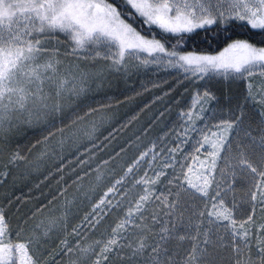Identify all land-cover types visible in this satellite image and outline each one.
I'll return each mask as SVG.
<instances>
[{"label": "snow or ice", "instance_id": "6c2138e0", "mask_svg": "<svg viewBox=\"0 0 264 264\" xmlns=\"http://www.w3.org/2000/svg\"><path fill=\"white\" fill-rule=\"evenodd\" d=\"M126 17L158 28L160 35L142 34ZM237 21L264 33V0H0V152L10 147L14 130L33 123V116L37 123L41 116L50 117L42 129L47 135L38 159L57 152L53 129L60 132V151L77 136L66 118L57 127L56 114L85 93L90 74L75 63L82 57L103 54L119 64L127 55L145 64L167 62L197 79L218 76L246 82L244 95L235 101L230 95L221 100L208 90L203 96L197 93L202 103L195 111L181 112L182 132L175 133L177 145L167 149L162 165L153 168V153L147 161L152 175H141L140 162L152 149L141 153L108 189L115 195L106 193L93 213L72 229L73 241L46 247L55 228L66 231L67 182L59 193L64 202L49 208L47 223L36 219L47 205L21 218L15 230L0 208V264H48V257L52 264H264V46L236 40L219 55L181 47L185 34L221 25L227 31ZM62 38L69 41L63 52ZM114 51L117 55L111 56ZM62 56L73 58L66 70L61 69ZM211 101L215 106L207 109ZM79 110L83 112V102ZM206 111L212 123L198 127L195 120H205ZM93 112L97 108L89 106L84 116ZM25 114L28 119H21ZM95 130L93 126L86 133L93 146ZM193 131L199 137L193 152L203 150L207 159L196 155L181 161L173 154L185 142L180 137L191 139ZM188 158L202 170L196 172L199 182L189 175L194 169ZM21 159L25 157L18 150L11 151L10 164ZM168 168L173 171L168 173ZM6 176L0 172V184ZM162 176H169L166 186H173L167 192L154 187ZM238 188L244 191L240 201ZM109 215L116 218L114 226L100 238H90ZM21 233L27 237L22 242Z\"/></svg>", "mask_w": 264, "mask_h": 264}, {"label": "trees", "instance_id": "16d2710c", "mask_svg": "<svg viewBox=\"0 0 264 264\" xmlns=\"http://www.w3.org/2000/svg\"><path fill=\"white\" fill-rule=\"evenodd\" d=\"M126 19L146 36L160 35L158 28L150 29L139 19L131 17H126ZM227 27V31H224V25H221L219 28L211 26L185 34V41L181 47L197 54L214 55L236 40L264 46V33L245 27L244 22L237 21ZM68 42L61 39L59 44L61 51L67 48ZM71 62H73L72 57L65 59L66 66ZM77 64L81 70L90 74L85 93L80 96L79 100L74 97L73 103L66 105L63 113L56 114L58 128L60 119L66 118L68 125L77 130L74 141H66L63 151H60L58 146L60 132L53 129L55 136L52 139V145L57 146V152L50 157L38 159L43 148V137L47 135L42 129L47 126L50 117L41 116L37 123L36 117L33 116V123H25L19 130H14L10 139V147L0 152V172L7 173L4 182L0 184V208L11 221L13 230L21 218L27 217L42 205H47V207L37 214L36 219H44L47 223L49 208L62 205L64 202L65 196L59 193L67 182L68 188L65 195L70 202V214L67 216L66 231L62 227L55 228L50 234L51 238L46 247L58 246L64 239L69 242L73 241L75 237L71 234L72 229L93 213L94 205L101 198H105L106 193L108 197L115 195V193H109L108 189L125 174L127 166L132 165L141 153L152 149L149 156L140 162L141 175L145 171L149 176L152 175L147 161H151L153 153L157 154V159L151 161L153 168L162 165L163 156L168 154L167 149L177 145L175 133L182 132L180 114L190 110L196 91L190 82L182 79L184 75L174 72H161L160 74L135 72V74L126 76L123 68L118 71L105 68L102 71L99 69L100 66L107 65L101 63L99 56L87 59L82 57ZM208 88L221 100H224L228 94L235 97L233 99L235 101L245 92L243 85L234 87L230 83L216 82V80L210 82ZM81 102H83V112L79 110ZM101 104L105 107L100 108ZM89 106L96 107L97 112L84 116ZM102 114L104 115L103 120L101 119ZM78 115L83 118L78 119ZM205 117V120L198 122L199 125L204 126L206 120L207 124L212 123L209 113ZM21 119L27 120V114ZM73 121L76 123L73 124ZM93 126L96 129L92 136L95 146L86 134L92 131ZM194 132L191 133V139L180 137L185 142L173 154L177 159L184 161L186 156H200V153L193 152L192 146L198 134ZM38 140L41 143L38 144ZM84 145H87V148H84ZM153 145H155L154 148ZM77 149L80 151L77 152ZM162 149L165 151L161 155ZM17 150L25 159L10 164V153ZM49 151L51 152V149ZM82 160L87 163H81ZM105 160L109 163L104 164ZM186 162L191 166L193 159L188 158ZM58 168L62 170L58 171ZM165 171L171 173L173 169L168 168ZM169 178V176H162L161 182L154 187L159 192H167L168 188L173 187L172 185L166 186ZM134 194V192L129 193V195ZM236 196L240 201V198L244 196V191L238 188ZM59 212L58 208L55 215H59ZM115 219L114 215L106 216L91 233L90 238H100L105 229L110 225L114 226ZM26 238L23 233L19 236L21 242ZM47 261L48 264H52L51 257H48Z\"/></svg>", "mask_w": 264, "mask_h": 264}, {"label": "rangeland", "instance_id": "374dc122", "mask_svg": "<svg viewBox=\"0 0 264 264\" xmlns=\"http://www.w3.org/2000/svg\"><path fill=\"white\" fill-rule=\"evenodd\" d=\"M53 44H56V41H53ZM59 47H60V45H59ZM195 54H197V53H195ZM102 55L103 54H101V56H99L100 59H101V63L107 65L105 67L102 66V65L100 66L99 69H101L102 71H104L105 68L114 69L116 71H118L117 69L121 70L123 68V71L126 72V76H129V74L130 75L131 74H135V72H140L141 74H144L146 72H149V73L152 72L153 74H160L161 72H174V73L180 74L182 76L184 75V78H182V79L185 80L188 83L190 82L194 86V88L196 90L195 93H194V96L192 98V104L190 106V109L193 110V111H195V109L199 108L200 107V103H202V101H198L197 100V93H199L200 96H203V92L205 90L210 91V89L208 88V86L210 85V82H212L213 80L214 81L216 80V82H221V81L223 83H226L227 82V83H230L234 87H237V86L239 87L240 85H243L244 88H245V85H246V82L244 80H237V81L225 80V79H223L221 77H218V76L217 77H212V78H209V76H205L204 77V80H208L207 82H205L203 79H197L195 75H192L191 73H186L181 68L173 67L172 65L168 64L167 62H162V63H151L150 62V63L145 64V63H142L140 60L136 59L135 57H128L126 55L124 61L120 62L119 64H116V63H114V61L111 58H109V59H103L102 58ZM110 55L111 56H115V55H117V52L114 51ZM143 55L146 56V54H143ZM202 55H211V54H202ZM214 55H219V52L218 53H215ZM69 58H71V57H63L62 56L60 58L61 61H62L61 62V69L62 70H66L67 66L65 65V59L68 60ZM148 59H150V58H148ZM72 61H73V58H72ZM79 61H77V62H79ZM77 62H75V63L78 66ZM69 64L70 63H68V65ZM99 69H98V72H99ZM80 70H81V68H80ZM81 71H83V70H81ZM188 74H190V75H188ZM197 75H202V74H197ZM258 78H259L258 76L257 77H253V79H258ZM210 92L212 93V91H210ZM90 93H92V92L90 91ZM228 96L229 95L227 94L226 95V98ZM232 98L235 99V97H232ZM214 105H215V101H211L209 104L205 105V107L207 109H211V108H214L213 107ZM207 113H209V112L206 111L204 115L206 116ZM209 115H210V113H209ZM199 121H200L199 119L195 120V124L197 126L201 127V128L204 127V126H201V125L198 124ZM207 123L208 122L206 120L205 123H204V125L207 124ZM194 133H197V132L195 131ZM197 138H199L198 137V134H197ZM68 142H71V140H68ZM199 157H200L201 160L207 159V155H206V153L203 150H201V153H200V156ZM191 167H193V169H194V171L189 174L190 177H191V179L193 180L194 183L199 182L198 181V177L196 175V172L197 171H202V170L198 168V162H195V163L193 162L192 165H191Z\"/></svg>", "mask_w": 264, "mask_h": 264}]
</instances>
